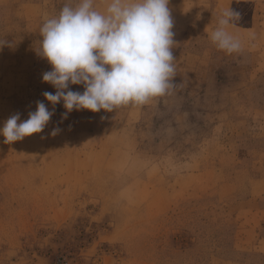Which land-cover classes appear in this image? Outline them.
<instances>
[{"label":"rangeland","instance_id":"rangeland-1","mask_svg":"<svg viewBox=\"0 0 264 264\" xmlns=\"http://www.w3.org/2000/svg\"><path fill=\"white\" fill-rule=\"evenodd\" d=\"M66 2L0 0V127L53 112L0 136V264H264V188L248 192L264 178V0H169L177 89L154 110L64 118L39 30ZM227 9L231 54L210 40Z\"/></svg>","mask_w":264,"mask_h":264},{"label":"clouds","instance_id":"clouds-1","mask_svg":"<svg viewBox=\"0 0 264 264\" xmlns=\"http://www.w3.org/2000/svg\"><path fill=\"white\" fill-rule=\"evenodd\" d=\"M169 0H67L58 15L40 27L39 55L51 66L42 82L56 89L44 100L63 102L65 117L74 109L92 113L112 112L123 106H145L170 95L178 87L173 56V20ZM240 14L225 10L210 40L228 54L241 49L229 28ZM4 41L0 42L3 46ZM83 85L84 91L69 90ZM52 111L38 102L36 110L20 122L12 115L0 127L4 143L13 144L41 133ZM53 129L52 136L58 133Z\"/></svg>","mask_w":264,"mask_h":264},{"label":"crops","instance_id":"crops-1","mask_svg":"<svg viewBox=\"0 0 264 264\" xmlns=\"http://www.w3.org/2000/svg\"><path fill=\"white\" fill-rule=\"evenodd\" d=\"M97 6L98 7H103V0H97ZM257 73V71L255 72V70L253 69L252 70V73ZM8 73H10V74H13L14 76H13V82H14V85H10L9 87L10 88H16V83H17V80H18V72H16V71H11V70H9L8 71ZM3 75H1V77H2ZM27 78V77H26ZM3 79H6V78H4L3 77ZM160 98H157V99H155V100H153L152 102H150L149 104H147V105H145V106H149V105H151L152 107H149L148 109H155L156 107L155 106H158L159 105V103H160ZM221 104V101H218V105H220ZM125 108L124 109H126V110H124L125 112H124V115H129V114H131L132 113V111H134L135 109H139L140 107H137V108H135V106H132V105H128V106H124ZM145 108V107H144ZM251 184H250V189L248 190V192H249V194L250 195H254V193L255 192H257V189H261V188H264V178H261V179H258V180H252L251 182H250ZM259 196V195H258ZM264 196V191H262L261 193H260V196L259 197H263Z\"/></svg>","mask_w":264,"mask_h":264}]
</instances>
